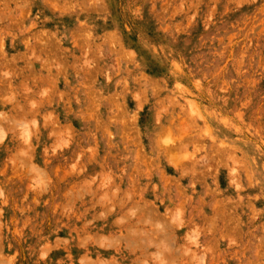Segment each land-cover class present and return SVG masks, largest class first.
<instances>
[{"label": "rangeland", "instance_id": "obj_1", "mask_svg": "<svg viewBox=\"0 0 264 264\" xmlns=\"http://www.w3.org/2000/svg\"><path fill=\"white\" fill-rule=\"evenodd\" d=\"M0 264H264V0H0Z\"/></svg>", "mask_w": 264, "mask_h": 264}]
</instances>
